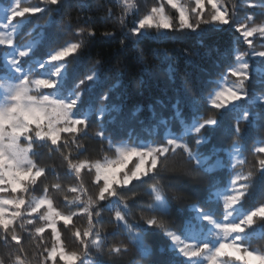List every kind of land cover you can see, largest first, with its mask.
Here are the masks:
<instances>
[{
    "label": "snow or ice",
    "instance_id": "obj_1",
    "mask_svg": "<svg viewBox=\"0 0 264 264\" xmlns=\"http://www.w3.org/2000/svg\"><path fill=\"white\" fill-rule=\"evenodd\" d=\"M116 2L117 23L127 28L132 17L133 25L122 33L119 46L134 47L141 61L145 50L139 45L145 41L183 39L193 33L203 40L224 31L223 26L240 33L248 50L234 46V61L217 73L211 82L215 87L203 97L191 94L188 79L182 81L172 105L180 132L164 119L118 122L122 108L111 96L127 65L112 67L97 58L86 72L79 71L96 36L90 17L76 28V40L60 43L52 38L45 43L44 25H34L27 35L35 28L41 31L17 43L37 13L47 17L48 28L56 29L70 14L65 10L87 9L86 0H0V245L5 249L0 264H123L129 246L141 258L149 256L148 237L157 231L170 241L172 258L166 264H264V96L249 84L255 71V83L264 89V69H252L248 59L259 57L264 64V0H243L242 18L238 5L228 0H156L142 16L136 0ZM247 9L257 11L249 15ZM113 16L108 8L104 19ZM71 29L69 20L62 31ZM252 38L260 41L259 49ZM153 54L159 55V50ZM187 55L189 63L197 62V54ZM164 57L168 79L174 82L175 57L166 49ZM204 103L217 114L205 115ZM149 108L155 117V107ZM242 124L257 132L252 159L245 154L247 129ZM217 133L233 137L232 143L202 151ZM87 139L103 145L101 155H88ZM45 151L49 157H61L64 178L74 183H62L57 166L41 162ZM220 170H227L224 184L215 176ZM206 177L207 197L187 210L176 209L181 219L177 229L168 218L174 201L183 199L180 190L195 195ZM144 185L151 198L146 206L137 201L136 192ZM56 192L65 193L68 211L57 206ZM133 207L143 210L129 223ZM106 213L111 231L105 227ZM74 218L86 219V225ZM65 232L77 248L67 246ZM121 234L126 243L111 241Z\"/></svg>",
    "mask_w": 264,
    "mask_h": 264
},
{
    "label": "trees",
    "instance_id": "obj_2",
    "mask_svg": "<svg viewBox=\"0 0 264 264\" xmlns=\"http://www.w3.org/2000/svg\"><path fill=\"white\" fill-rule=\"evenodd\" d=\"M6 2L7 0H5V3ZM36 2H38V0H33V3ZM75 2L76 0H73V3ZM136 2L139 4L140 9L138 15L142 16L156 2V0H136ZM228 2L236 3L238 5L242 18L245 11V8L241 6L243 0H228ZM251 2H255V0H251ZM86 3L89 5L87 9L80 10L79 8L74 7L71 10H65L69 11L70 14L63 17L64 24L56 29L48 28L47 25H45L47 17L42 13H37L36 16L33 17V25H29L28 28L25 29V35L17 37V43L32 40L41 31L39 28H35L31 35H27V32L32 30L34 25H44L45 35L47 37L45 43L52 38L59 40L60 43L69 40H76V28L83 25V21L86 17H90L95 21L91 26L96 29V36L93 38L92 47L84 53V62L80 66L79 71L81 73L86 72L97 58L110 61L112 67L127 65V67H122V70L119 73L117 91L111 96L112 102L119 104L122 108V115L121 117H118V122L120 119H126L135 125L141 120L147 123L164 119L170 122V125L175 132H180L182 130L181 125L178 121L172 119L174 116L172 105L177 98L176 90L181 87L182 81L188 79L191 94L203 97L208 91L215 87L211 82L218 78L217 73L222 72L228 64L234 61L235 56L232 54L234 46L240 51L248 50V46L243 41L240 33L236 32L231 26H223L224 31L214 32L203 38V40L199 35L193 33L183 39H170L162 42L150 40L145 41L139 45L140 48L145 50L144 60L141 61L136 57L134 47L130 46L125 50L119 46V40L124 39L122 33L127 32V28H130L133 25L131 23L132 17H129L126 22L127 28H121L117 23L115 17L119 15L120 8L116 0H86ZM51 7L55 8L58 6ZM108 8H112L114 16L104 19L107 16ZM166 10H170V6H167ZM256 11L257 10L255 9H247L249 15H253ZM69 20L71 21L72 29L70 31H62ZM105 32H115L116 36L106 37L102 35ZM237 38H239L238 42ZM252 39L259 49L260 41L256 38ZM125 43L129 44L130 42L126 40ZM2 48L3 46H0V50H2ZM157 49L159 50V55H154L153 52ZM165 49L172 57H175L177 71L174 82L170 81L167 76L168 64L164 57ZM45 50L46 49L43 46L40 49L41 52ZM187 53L197 54V62L189 63ZM248 59L252 69L257 67L264 69V64L260 63L262 58L253 57ZM251 76L252 79L249 82L250 86L255 88L258 95L264 96V89L255 83L258 78L257 73L252 71ZM104 90L106 91V89ZM157 101L162 103H157ZM260 103L264 104V101H261ZM150 105L154 106L156 109L155 117L149 108ZM203 111L205 115L217 114L216 111L211 110L210 106L206 103L203 105ZM133 112L136 113L135 117L132 116ZM227 123L230 125L231 121L229 120ZM241 127L247 129V151L245 154L249 159H252L251 149L254 147L257 132L246 124H242ZM95 130L96 129L93 128V132ZM162 136L163 129L158 133L157 142H159V138ZM232 139L233 137L231 136H224L217 133L213 136L212 142L204 145L201 150L207 152L213 147V145L217 147H228L232 143ZM189 141L192 143L191 137L189 138ZM85 143L88 145V155L91 157L95 158L102 154L101 148L103 145H101L97 139H87ZM41 162L49 165L55 164L57 166V171L60 173L62 183L68 184L75 182L72 178H64L65 169L63 167L62 159L58 154H53L49 157L45 151V155ZM215 176L222 184L227 182V170H220L215 173ZM90 179L89 176L84 177L85 183L89 186L91 192L94 191V189H92L89 184ZM50 182H54L51 177ZM173 183L178 182L173 181ZM209 183L210 178L206 177L204 182L198 186V191L195 195L191 190H180L179 194L183 199L180 201H174L172 215L168 218L169 222L177 229L180 226L181 219L180 215L177 214L176 209L179 208L182 211L187 210L190 204L205 199L208 195ZM147 187V185H144L143 187L136 189V192L138 193L137 201L145 206L151 202V198L146 194ZM172 191L175 192L176 189H172ZM64 195V192L54 193L55 202L62 210L68 211L69 209L64 208L63 206ZM130 203L132 202L130 201ZM212 207L217 206L212 205ZM142 210L143 209L140 207H133V217L129 219V223H133L134 220L138 219ZM105 218V227L111 231L113 225L107 223L110 214L106 213ZM74 222L81 226L86 225V219L84 218H74ZM64 238L70 249L77 248V243L74 242L70 233L65 232ZM111 241L113 243L127 242L124 234L111 237ZM147 242L152 249L149 256L141 258V256L138 255L137 250L129 246L130 251L123 257V264H130L133 259L139 261V264H166V262L172 258V254L168 251L170 241L163 236L162 233H159L158 231L155 232L148 237ZM4 251L5 249L0 245V253Z\"/></svg>",
    "mask_w": 264,
    "mask_h": 264
}]
</instances>
